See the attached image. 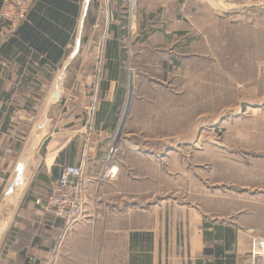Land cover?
<instances>
[{"label":"rangeland","instance_id":"374dc122","mask_svg":"<svg viewBox=\"0 0 264 264\" xmlns=\"http://www.w3.org/2000/svg\"><path fill=\"white\" fill-rule=\"evenodd\" d=\"M92 5L89 37L100 35L91 29L98 15L99 23L113 18L119 31L128 29L122 127L109 141L118 145L121 176L149 175L153 181L125 186L127 191L167 195L174 219L191 222L197 211L207 220L260 227L252 234L264 239V0H93ZM84 55L72 67L83 65ZM61 70L38 72V84L25 90L28 100L42 101L30 133L36 122L54 119L55 101L72 100L76 73L72 68L59 78ZM131 140L140 148L136 157L127 147ZM0 239L4 252L3 234ZM258 251L264 255V247Z\"/></svg>","mask_w":264,"mask_h":264},{"label":"crops","instance_id":"0c3cea01","mask_svg":"<svg viewBox=\"0 0 264 264\" xmlns=\"http://www.w3.org/2000/svg\"><path fill=\"white\" fill-rule=\"evenodd\" d=\"M92 1L79 0L68 52L54 63L45 61L47 54L37 48L17 44L16 30L26 19L18 24L5 19L0 0V236L5 238L0 264H264L258 251L264 241L252 234L260 227L243 229L207 220L197 211L191 222L174 219L167 195L127 191L125 186L147 185L153 178L121 176V159L115 177L100 178L125 100L116 113L110 112L118 103L113 99L121 83L108 75L106 42L114 38L110 25L117 22L112 18L99 23L96 16L91 29L100 35L89 37L85 26L88 14L89 22L94 18ZM82 54L85 63L72 67ZM59 66V78L72 68L76 73L72 100L55 101L54 119L36 122L30 133L29 124L39 121L42 101L28 100L25 90L38 84V72ZM104 83L107 90L101 87ZM51 110L48 105V113ZM110 115L114 124L105 126ZM129 142V151L138 156V144ZM67 164L84 167V214L72 226L48 206L52 186Z\"/></svg>","mask_w":264,"mask_h":264},{"label":"trees","instance_id":"16d2710c","mask_svg":"<svg viewBox=\"0 0 264 264\" xmlns=\"http://www.w3.org/2000/svg\"><path fill=\"white\" fill-rule=\"evenodd\" d=\"M35 3L24 23L16 30V35L19 38L17 44L23 47L27 46V50L31 47L37 48L40 52L47 54V57L44 58L45 61L51 60L57 63L68 52V50L65 51V46L79 15V0H36ZM89 15L86 18L85 28L89 22ZM110 29L114 30V38L106 42L108 49L106 66L110 79L119 80L121 83V80L124 79L125 70L123 63L127 55L123 41L128 29L120 26L121 30L119 31L117 24H111ZM45 34L53 40L46 38ZM117 37L120 38V42ZM118 50L120 54H118ZM123 83L115 89L113 100H117L118 103L110 109L113 114L116 113L117 106L124 100L125 88ZM107 85V83L102 84V89L107 90ZM108 117L105 126L114 124L112 119L110 120L111 115Z\"/></svg>","mask_w":264,"mask_h":264},{"label":"built area","instance_id":"2783aa9c","mask_svg":"<svg viewBox=\"0 0 264 264\" xmlns=\"http://www.w3.org/2000/svg\"><path fill=\"white\" fill-rule=\"evenodd\" d=\"M36 0H4L3 17L18 24L26 19ZM131 3L133 0H124ZM119 148L114 142L107 152L101 179L115 177L118 172L116 155ZM49 208L68 226L82 219L85 208L84 167L76 164L62 166L60 174L53 184L48 201Z\"/></svg>","mask_w":264,"mask_h":264},{"label":"water","instance_id":"95a60500","mask_svg":"<svg viewBox=\"0 0 264 264\" xmlns=\"http://www.w3.org/2000/svg\"><path fill=\"white\" fill-rule=\"evenodd\" d=\"M130 79H131V78H130ZM129 83H130V82H129ZM129 97H131V96H130V93H129V95H128V98H129ZM127 100H128V99H127ZM126 104H127V103H126ZM119 131H120V127H119V129H118V132H119ZM12 192H13V189L11 188V189L9 190V193H12Z\"/></svg>","mask_w":264,"mask_h":264},{"label":"bare ground","instance_id":"6f19581e","mask_svg":"<svg viewBox=\"0 0 264 264\" xmlns=\"http://www.w3.org/2000/svg\"><path fill=\"white\" fill-rule=\"evenodd\" d=\"M132 77H133V76H132ZM133 78H134V77H133ZM132 84H133V81H132ZM131 90H132V89H130V94H131V92H132ZM128 109H129V108H128ZM121 127H122V126H120V128H121Z\"/></svg>","mask_w":264,"mask_h":264}]
</instances>
